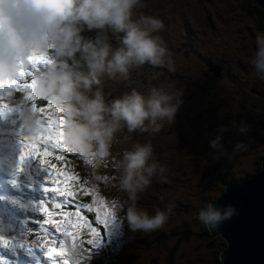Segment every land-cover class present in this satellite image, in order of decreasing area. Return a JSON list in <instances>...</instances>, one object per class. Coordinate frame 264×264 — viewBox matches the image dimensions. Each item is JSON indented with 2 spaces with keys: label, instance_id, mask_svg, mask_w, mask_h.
Wrapping results in <instances>:
<instances>
[{
  "label": "clouds",
  "instance_id": "obj_1",
  "mask_svg": "<svg viewBox=\"0 0 264 264\" xmlns=\"http://www.w3.org/2000/svg\"><path fill=\"white\" fill-rule=\"evenodd\" d=\"M141 6V0H0V81L18 79L20 69L30 66V56L50 57V63L34 71L29 91L60 111L64 142L94 169L112 156L119 133H160L183 102L176 86L153 83L162 75L158 71L145 74L146 91H105L106 82H127L133 70L145 65L176 71L173 52L159 34L166 29L163 19L137 14ZM93 31L94 36L85 34ZM250 64L251 75L264 82V32L255 35ZM15 103L27 132L36 114L29 101ZM210 146L219 148L220 137ZM166 172L151 140L130 143L117 158L115 187L122 196L115 212L133 233H152L167 224L171 206L152 213L138 203L154 178L166 182ZM234 214L233 205L208 202L194 218L211 231ZM65 248L66 259L80 264V243L65 237Z\"/></svg>",
  "mask_w": 264,
  "mask_h": 264
},
{
  "label": "rangeland",
  "instance_id": "obj_2",
  "mask_svg": "<svg viewBox=\"0 0 264 264\" xmlns=\"http://www.w3.org/2000/svg\"><path fill=\"white\" fill-rule=\"evenodd\" d=\"M233 2L235 4L225 0H152L148 8L158 11L168 20L167 33L176 71L167 76V69L146 68L145 65L133 70L127 82L105 83V91L112 95L131 88L146 91L149 85L145 74L158 71L162 75L153 83L176 86L182 90L183 101L175 120L166 123L160 133L137 131L128 135L130 140L121 133L117 135L115 144L123 141L130 145L135 141L151 140L155 148L167 150L162 158H158L167 167L166 182L154 178L149 189L140 194L146 199L139 204L152 213L156 208L163 210L169 206L172 210L165 227L152 233L129 230L123 239L115 241L114 233L120 227L113 224V229L105 234L113 233L111 241H107L109 244L100 243V251L104 248L112 250L111 264H165L174 239L184 233L183 226L179 227L183 222L188 224V233L181 248L187 250L191 258L177 255L173 263L214 264L209 253L213 255L215 243L208 241L211 234L198 233L200 223L194 218V213L200 208L193 206L198 195L209 190L218 191L213 190L211 181L204 178L203 170L211 167L215 160L223 169L242 177L255 171L254 158L264 150V82L251 75L250 64L255 35L264 32V28L247 24L249 19L240 12V1ZM199 15H209L215 28H195ZM204 56L225 64L223 71L216 74L212 68L213 72H210ZM238 110L243 117L242 122L237 123L233 115ZM217 136L220 137V147L214 149L210 141ZM238 144L243 147L237 149ZM119 155L112 154L105 171L115 175L114 167ZM88 171L91 182L90 176L98 173L94 168ZM98 192L106 201L103 190ZM117 196L121 199L122 194L117 191ZM119 223L127 226L123 219ZM222 239L225 241L224 237ZM120 247L124 250L122 253ZM92 263L90 261L89 264Z\"/></svg>",
  "mask_w": 264,
  "mask_h": 264
},
{
  "label": "snow or ice",
  "instance_id": "obj_3",
  "mask_svg": "<svg viewBox=\"0 0 264 264\" xmlns=\"http://www.w3.org/2000/svg\"><path fill=\"white\" fill-rule=\"evenodd\" d=\"M28 60L30 66L20 69L18 79L0 81V118H5L10 113L18 111L17 106L5 103V100L11 96L13 91L21 92L25 100L31 101L36 119L31 129L20 137L17 170H23L25 161L37 160L40 167L47 172L45 176L47 183L41 185V187L45 194L51 193L52 196L48 200L39 202V211L43 214L44 219L36 221L39 227L34 230L35 238L32 241L25 240L21 242V246L27 245L29 251L33 246L42 248L45 250L47 257L54 259L59 256L64 258L62 264H71L66 259L65 239L61 238L59 241L55 238L46 239L50 234V229H55V232L61 233L62 237H70L73 242H79L80 244L85 242L80 237L82 234H86L91 237L86 243L91 244L99 239L100 226L106 227L111 222L115 214V208L110 207L104 201L95 186H89L88 179L81 178L73 173L71 168H60L53 165L52 160L64 163L66 160L65 154H75L81 158L83 156L64 142L62 133L63 117L60 115V111L50 102H46V106L38 108L37 99L29 91L35 83L34 79H30V77L41 65L50 63V57L36 55L30 56ZM42 115L44 118H41ZM22 128L24 129V126ZM57 152L59 154L54 155ZM83 163L87 165V161L84 159ZM77 189L91 196V205L82 204L75 200ZM69 206H74L77 209L87 208L89 213H95V219L90 220L88 217L81 215L79 211L76 213L64 211ZM57 210L62 213V219L59 221L55 219ZM0 246L10 247L12 242L0 236Z\"/></svg>",
  "mask_w": 264,
  "mask_h": 264
},
{
  "label": "trees",
  "instance_id": "obj_4",
  "mask_svg": "<svg viewBox=\"0 0 264 264\" xmlns=\"http://www.w3.org/2000/svg\"><path fill=\"white\" fill-rule=\"evenodd\" d=\"M228 2H231L233 4H235L233 1L235 0H225ZM240 1V12H242V14L249 19L250 23L253 24L254 26L257 25L261 28H264V8L260 7L258 4H256L255 2H253L252 0H238ZM152 2V0H141V7H139L137 9V14H143L142 12H144V14H154L158 17H160L161 19H163L165 25H166V29L159 33L160 35L163 36V38L167 41L168 46L171 48V44L169 43V39H168V33H167V27L168 25V20L166 19L165 16H163L162 14H159L158 11L153 12L152 10H150L148 8V3L150 4ZM158 7H161V3L158 5ZM164 8H167V5H164ZM222 15V14H221ZM198 21L196 24L195 28L201 27V28H214L215 24L213 22V20L210 18L209 15H204L198 16ZM248 24V23H247ZM254 31V30H253ZM86 35H90V33H85ZM172 49V48H171ZM206 60L210 59V57H206ZM207 62V61H206ZM216 64H218L217 61ZM213 62V63H214ZM222 66V63L220 64ZM225 65V64H223ZM149 65H146V68H148ZM223 68V67H222ZM231 69V65L229 67ZM166 70V69H164ZM223 71V70H222ZM221 71V72H222ZM229 71V69H228ZM227 71V72H228ZM211 72V71H210ZM170 74V72L167 73V76ZM173 74V73H172ZM229 74H231V72L229 71ZM183 89V88H181ZM183 90H186L183 89ZM182 91V90H181ZM196 96V95H195ZM21 99V98H19ZM23 99L25 100V98L23 97ZM28 101V100H26ZM31 103V101H29ZM37 107H44L46 106V102H41V101H37ZM233 116L234 117V121L235 122H242V117L243 114L241 112V110H238ZM43 117V115H42ZM121 134L125 135L128 138V135H132L131 133H127V131L125 130L124 132H121ZM118 140V136L117 139ZM263 144H264V138H263ZM143 142V141H141ZM115 146H117V148H115ZM129 145L127 143H123V141L113 145V149H112V154H121V152L127 148ZM264 148V147H263ZM261 148V149H263ZM117 152V153H115ZM155 152L157 154L158 158H162L163 155H165L167 153V150L163 147H156L155 148ZM66 155V160L64 163H61L59 161H55L52 160V163L55 165V167H60V168H71L73 171L75 169V174L80 175L81 178H86L88 179L87 176V172H89L88 170L91 167L90 165H85L83 163V159L75 154H65ZM262 157H264V150L263 152L258 153L257 157L254 158V168L255 170L259 169L260 167V163H261V159ZM74 160H78L79 165H75V161ZM164 161V159L162 160ZM106 161H104L99 169H95L96 172L98 173V175L100 176L99 180L96 179V175H91V182L94 184H92L89 181V186H95L97 188V190L101 189L104 192V195L107 196V199H109V206L113 207V205L115 203H118V201L120 200V197L115 198L117 196V191L115 190L114 186L116 184V176L113 173H109L107 171H105V167H106ZM81 172V173H80ZM203 176L204 178H207L211 181L212 184V189L213 190H218L217 192H213L212 190H209L207 192L201 193L198 195L197 199L195 200V205H193L194 207H202L205 203L211 202L213 201L218 194L221 192V190L223 189L224 185L228 182H238L240 181L244 176L239 177L236 174H234L231 170L227 169H223L221 167L220 162H217L214 160L213 165L205 170H203ZM253 172V171H252ZM90 195H87L85 193H83L82 191H80L79 189L77 190V192L75 193V200L82 203V204H86L85 200L86 198H89ZM146 197L145 196H141L139 197V201L138 203H143V200H145ZM193 207V208H194ZM83 211L85 212V216L88 217L90 220H94L95 217L93 215V213H89L87 211V208H83ZM199 208H197L198 210ZM122 219V217L120 216V214L116 213L114 214L113 218L111 219V221L116 222L118 224L119 230L115 233V237H116V241H118L119 239H123L125 234H128V231L130 230L128 225L127 226H123L121 225L119 222ZM95 226V225H94ZM180 226H183L184 228V233L179 236L178 238L174 239L173 244L170 247L169 250V255H168V259L165 262V264H174V258L179 255V256H184L187 259H190V255L187 252V250H183L181 248L182 245V241L184 240V238L187 236L188 233V224L186 222L181 223ZM112 227V223H108L107 226H100V235L104 234V232ZM124 227H128V229H124ZM199 229H198V233L208 236V234H211L210 238H209V242L215 243L214 247L212 248L213 250V255L209 253V255L211 256V258L214 261V264H224L220 259H219V254L220 251L223 249L222 247H225V241H223V237L220 236L219 233H211L210 230L206 229L202 224H199ZM137 233V232H136ZM91 237L85 234V237L83 236V240L85 241L83 244L80 245H87V248L90 249V245L96 249H93V251L95 252V262L93 261L92 264H111L112 262H110V253H108V249L104 248L101 251L98 252L99 246L96 245L93 241V243H91L90 245L88 243H86V241L88 239H90ZM101 249V248H100ZM124 250L120 247V252L122 253ZM98 252V253H96ZM104 257V258H103ZM124 257L127 258V255H125ZM86 262L91 261V255H87V258L85 259ZM190 264H195V263H190Z\"/></svg>",
  "mask_w": 264,
  "mask_h": 264
},
{
  "label": "water",
  "instance_id": "obj_5",
  "mask_svg": "<svg viewBox=\"0 0 264 264\" xmlns=\"http://www.w3.org/2000/svg\"><path fill=\"white\" fill-rule=\"evenodd\" d=\"M252 1L264 8V0ZM90 35L94 36V31ZM220 68V64L213 66L214 72ZM211 202L217 207L233 205L237 210V214L211 229V233L225 239L219 259L224 264H264V157L259 169L238 182L226 183Z\"/></svg>",
  "mask_w": 264,
  "mask_h": 264
},
{
  "label": "flooded vegetation",
  "instance_id": "obj_6",
  "mask_svg": "<svg viewBox=\"0 0 264 264\" xmlns=\"http://www.w3.org/2000/svg\"><path fill=\"white\" fill-rule=\"evenodd\" d=\"M248 24H250L251 26L253 25V24L250 23V21H249ZM255 26H257V25H255ZM257 27H259V26H257ZM214 28H215V27H214ZM252 33H255V31H253ZM213 62H214V61H212L211 59H208L207 62H206L207 68H208L211 72H213V71L211 70V69L213 68V66L216 65V62H214V63H213ZM218 64H221V63L219 62ZM222 66H223V64H222ZM222 66H221V68L218 70V72H215L216 74H218L219 72H221V71L223 70Z\"/></svg>",
  "mask_w": 264,
  "mask_h": 264
}]
</instances>
